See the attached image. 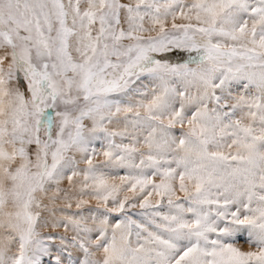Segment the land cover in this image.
I'll return each mask as SVG.
<instances>
[{
    "label": "snow or ice",
    "instance_id": "1",
    "mask_svg": "<svg viewBox=\"0 0 264 264\" xmlns=\"http://www.w3.org/2000/svg\"><path fill=\"white\" fill-rule=\"evenodd\" d=\"M0 264H264V0H0Z\"/></svg>",
    "mask_w": 264,
    "mask_h": 264
}]
</instances>
